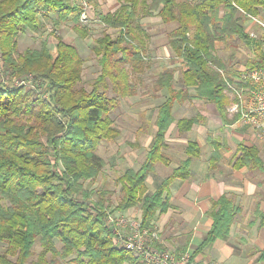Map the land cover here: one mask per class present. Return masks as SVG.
<instances>
[{
    "label": "trees",
    "instance_id": "trees-1",
    "mask_svg": "<svg viewBox=\"0 0 264 264\" xmlns=\"http://www.w3.org/2000/svg\"><path fill=\"white\" fill-rule=\"evenodd\" d=\"M118 1L115 11L97 14L114 32L104 31L94 39L91 51L99 71L87 89L79 85L85 58L73 43L59 39L51 49L41 40L38 48L19 49L17 41L20 33L40 31L50 13L54 26L70 16L74 32L86 37L75 1L0 0L3 75L11 79L31 73L49 89L48 98H42L36 89L0 85V264H143L138 254L113 241L105 222L106 191L85 186L105 165L97 154L101 141L119 133L110 113L119 98L136 93L130 74L144 71L143 17L158 16L164 24H174L168 44L185 69L178 78L184 88L172 87V66L157 74L155 94L163 88L168 94L157 107L153 143L139 169L126 168L116 177L121 194L112 210L141 202L142 227L170 207L168 186L186 169L183 163L151 195L143 196L147 173L157 161L168 162L162 150L174 121L173 102L189 98L187 89L193 87L197 97L214 103L223 119L227 115L225 83L214 68L224 69L216 42L242 41L251 51L246 66L264 67L262 43L244 27L248 17L257 16L259 7H264V0ZM195 120L181 118L177 124L187 131ZM239 151L238 165L262 168L256 148L240 146ZM185 152L188 157L183 162H189L199 153L196 143L189 142ZM234 213L233 199L222 195L208 212L211 227L197 251L228 234ZM37 241L41 248L32 258Z\"/></svg>",
    "mask_w": 264,
    "mask_h": 264
},
{
    "label": "crops",
    "instance_id": "crops-1",
    "mask_svg": "<svg viewBox=\"0 0 264 264\" xmlns=\"http://www.w3.org/2000/svg\"><path fill=\"white\" fill-rule=\"evenodd\" d=\"M100 13L113 12L119 7L118 0H90ZM90 9V16L93 14ZM257 17L264 22V7H259ZM68 18V17H67ZM67 18L60 21L46 35L49 48L54 49L59 39L66 43H73L80 55L84 46H89L95 38L89 34L86 26L87 36L79 37L71 25L67 24ZM70 21V19L68 20ZM144 30L142 38L144 52H148L147 44L154 42L153 55L156 51L172 55V62L179 59L175 56L170 45H161L164 38H168L164 24L158 16H146L140 20ZM159 27V30H154ZM245 29L258 27L251 25L249 19L244 22ZM24 35L21 33V36ZM98 37V36H97ZM166 43L168 40L166 39ZM161 45V47H159ZM264 48V45H262ZM147 56V55H146ZM180 61V60H179ZM144 62V56H143ZM181 62V61H180ZM182 64V62H181ZM170 65L164 66L162 70ZM174 73L177 70L175 67ZM145 69V68H144ZM182 68L178 76H175L172 87L184 88L178 82ZM235 69H240L236 67ZM160 70V71H162ZM158 71V73L160 72ZM189 98L175 100L172 105L174 121L170 123L166 133V145L162 152L168 162L157 161L145 179V192L143 196L151 195L162 182V180L186 163V169L182 175H177L168 186L170 207L158 214L151 221L150 227L156 230L159 236V246L178 253L189 252L193 264H206L210 262H223L225 264H264L262 252L264 250V129L255 128L237 119L236 116L226 115L223 119L218 113L214 103L199 98L195 95L193 87L187 89ZM168 94V92H166ZM167 94L161 97V103ZM133 96V95H131ZM128 98V96L121 97ZM151 97H144L149 101ZM157 105L153 108L151 120L146 118L147 127L141 124L133 125V133L139 140L134 150L142 154L139 162H125L126 168L139 169L145 153L153 143L154 120L157 114ZM146 113V111H145ZM195 118V122L187 131H181L177 120L181 118ZM114 126V125H113ZM128 127V126H127ZM120 134V127L114 126ZM120 130V131H119ZM149 135L148 139L143 136ZM115 137V138H116ZM114 139V138H113ZM112 140V139H110ZM189 142H195L199 150L198 155L191 156L189 162H183L188 155L185 148ZM134 143V142H133ZM131 143V144H133ZM240 146L254 147L258 150L262 168L251 164L238 165L235 162L240 154ZM132 153V152H131ZM134 154V153H132ZM215 154H217L215 156ZM135 159L136 154L133 155ZM119 163V162H116ZM121 172V173H122ZM117 177V176H116ZM120 185V184H119ZM226 195L233 199L235 213L229 232L224 237H218L197 251L198 246L205 238L212 223L208 212L213 204L222 196ZM115 215H124L140 219L141 202L126 208L125 210H113Z\"/></svg>",
    "mask_w": 264,
    "mask_h": 264
},
{
    "label": "rangeland",
    "instance_id": "rangeland-1",
    "mask_svg": "<svg viewBox=\"0 0 264 264\" xmlns=\"http://www.w3.org/2000/svg\"><path fill=\"white\" fill-rule=\"evenodd\" d=\"M93 1V0H92ZM93 14L90 16V20L84 24L89 30V34L92 38H96L102 32L106 31L109 33H113L114 30L106 27L103 23H101L97 17L99 10L93 4ZM53 13H50V18L45 20L44 26L40 31L36 33L25 32L22 33L24 35L21 36V33L17 37L18 48L22 49L24 47H33L38 48L42 39L45 38L46 35H50L51 29L52 32L55 30V26L53 22L55 20ZM70 16L67 18V24L70 26L71 23L68 21ZM165 27V31H169L174 27V24H166L161 25ZM154 30H159V27ZM163 40L161 45H166V39L162 37ZM161 45L159 47H161ZM94 46V42L89 46H84L81 50V56L85 58L83 67H82V79L79 85H83L87 89H89L90 81L97 75L99 71V67L97 64V58L94 56L91 51ZM154 42L147 44L148 52L146 55L144 54V65L145 69L141 73H131L130 78L133 82V85L136 88V93L133 96H128V98H119L118 106L110 113V116L113 120V125L120 127V134L118 137L112 140H103L101 141L97 154H99L103 159L105 165L103 166L102 171L98 174V176L92 182H85V186H89L88 188H92L93 190H105V198L107 202H109L108 212L112 215L113 207L116 205L119 197H120V185L116 182V176H118L122 170L126 167L125 162H139L142 158V154L139 151L134 150L139 139L131 132L128 133L129 130H132V127L129 126L130 123L133 125L141 124L143 130L147 127V123H145L146 118L151 120V114L153 108L160 102L161 97L165 96L167 90L165 88L161 89L155 94L153 90L154 79L156 78L158 71L162 70L164 66H176L177 69L174 73L175 76H178L180 69L182 68V64L179 61L180 59H176L177 62H172V55L167 54L164 51L162 53V46L160 51L156 54V51L153 55ZM216 54L223 63V67L225 72L231 74L236 67H243L246 65V62L249 60L251 55V51L242 43L240 40L232 39L229 43L225 44L223 42H216ZM151 97L149 101L147 99H143L144 97ZM154 106V107H153ZM146 111V113H145ZM145 115L147 116L145 118ZM128 126V127H127ZM146 129V128H145ZM145 139L149 138V135L143 136ZM134 142V143H133ZM133 143V144H131ZM136 154L135 159L134 154ZM119 162V163H116ZM112 210V211H111ZM55 244L59 247L60 242L57 239H54ZM40 244L37 241L34 245V255L32 258L36 256V254L40 250ZM50 256V254H47ZM71 255L70 257H72ZM29 264V263H27Z\"/></svg>",
    "mask_w": 264,
    "mask_h": 264
},
{
    "label": "built area",
    "instance_id": "built-area-1",
    "mask_svg": "<svg viewBox=\"0 0 264 264\" xmlns=\"http://www.w3.org/2000/svg\"><path fill=\"white\" fill-rule=\"evenodd\" d=\"M79 7V21L86 23L90 20V1L74 0ZM251 25L245 30L252 38L259 39L264 45V22L255 16H249ZM224 80V93L228 98L227 114L255 128L264 129V67L248 68L246 65L234 69L236 73L225 72V69L214 67ZM233 70V71H234ZM0 85L10 87L23 86L36 89L42 98H48L49 89L33 74L7 79L3 75L2 59L0 57ZM106 225L113 234V241L122 249L133 251L139 255L143 264H193L189 252L176 251L159 246V236L150 226L142 227L140 219L124 215L107 214ZM206 264H225L223 262H210Z\"/></svg>",
    "mask_w": 264,
    "mask_h": 264
}]
</instances>
